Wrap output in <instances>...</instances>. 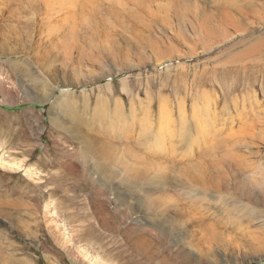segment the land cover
<instances>
[{
	"label": "rangeland",
	"instance_id": "obj_1",
	"mask_svg": "<svg viewBox=\"0 0 264 264\" xmlns=\"http://www.w3.org/2000/svg\"><path fill=\"white\" fill-rule=\"evenodd\" d=\"M257 39L264 0H0V256L264 264Z\"/></svg>",
	"mask_w": 264,
	"mask_h": 264
},
{
	"label": "bare ground",
	"instance_id": "obj_2",
	"mask_svg": "<svg viewBox=\"0 0 264 264\" xmlns=\"http://www.w3.org/2000/svg\"><path fill=\"white\" fill-rule=\"evenodd\" d=\"M102 5V4H101ZM223 15V14H222ZM225 16V15H224ZM231 18V17H230ZM65 40V39H64ZM258 41H253L252 42V44L250 45V53L251 54H255L256 52H258V51H261V50H263V48H264V39H257ZM255 56V55H254ZM66 57V56H65ZM257 57V56H256ZM262 59V58H261ZM253 60H255V59H253ZM253 63H254V61H253ZM264 69V68H263ZM11 89V88H10ZM197 119V118H196ZM77 130V129H76ZM74 131V130H73ZM75 132V131H74ZM73 132V133H74ZM248 132V131H247ZM79 133V132H78ZM83 134V133H82ZM79 135V134H78ZM84 135V134H83ZM81 136V135H80ZM84 136H86V135H84ZM207 137V136H206ZM89 138V137H88ZM94 139V138H93ZM216 139V138H215ZM219 140H221V139H219ZM86 141V140H85ZM103 141V143H99V142H97V140H94V143H89V144H85V146H84V148H83V151L84 152H87L88 154L89 153H91L93 156H95L93 159H94V161H93V167L95 168V169H97V170H99V172L101 173H105V171H106V167H107V164H109L108 162H110V161H112L113 159H115L114 158V155L115 154H113V150H115V148L113 149V145L111 146L110 144H107V143H104V140H102ZM107 142V141H106ZM220 142V141H219ZM218 142V143H219ZM115 145V144H114ZM118 146H120V145H118ZM213 146V145H212ZM116 147V146H115ZM122 148V147H121ZM125 148V147H124ZM127 148V147H126ZM118 149H119V147H118ZM130 149H127V151H129ZM116 151V150H115ZM114 151V152H115ZM132 152V151H131ZM121 153V152H120ZM85 154V153H84ZM124 154V153H123ZM127 154V153H126ZM130 154V153H129ZM134 154H135V152H134ZM137 154V153H136ZM140 155V154H139ZM90 156V155H89ZM120 156V155H119ZM131 156V155H130ZM142 156V155H141ZM140 156V157H141ZM85 157V156H84ZM121 157V156H120ZM134 157V156H133ZM143 157V156H142ZM148 159V158H147ZM116 160V159H115ZM124 161V160H123ZM143 162H144V159H143ZM142 162V163H143ZM158 162V161H157ZM121 163V162H120ZM119 163V164H120ZM123 164V163H122ZM151 164H153V163H151ZM110 165V164H109ZM146 165V164H145ZM150 165V164H149ZM160 165V164H159ZM159 165H158V167H159ZM113 166V165H112ZM150 166H152V165H150ZM157 166V165H156ZM92 167V168H93ZM110 167V166H109ZM121 168V167H120ZM123 169V168H122ZM126 169V168H125ZM141 169V168H140ZM145 169V168H144ZM147 169H148V166H147ZM153 169H155V167H153ZM158 169V168H157ZM161 169V168H160ZM135 170V169H134ZM142 170V169H141ZM151 170V169H150ZM67 171V170H66ZM145 171V170H144ZM157 171V170H156ZM108 172V171H107ZM140 172V171H139ZM146 172V171H145ZM101 173V174H102ZM109 174H111L110 173V171H109ZM117 174V173H116ZM149 174V173H148ZM103 175V174H102ZM101 175V176H102ZM131 175V174H130ZM109 176V175H108ZM145 176H146V174H145ZM103 177H105V176H103ZM146 178H147V176H146ZM208 178V177H207ZM121 179V178H120ZM159 179V178H158ZM112 180H114V179H112ZM127 181V180H126ZM129 181V180H128ZM103 182V181H102ZM113 182H115V181H113ZM135 183V182H134ZM241 187V186H240ZM155 189V188H154ZM162 191V190H161ZM149 192H151V191H149ZM158 194V193H157ZM156 194V195H157ZM169 195V194H168ZM167 195V196H168ZM154 196H155V193H154ZM166 196V195H165ZM169 198V197H168ZM17 200V199H16ZM4 204H6L7 205V207H11V208H18V206H17V204H15V201L13 202V201H0V206H3ZM21 204V203H20ZM1 208V207H0ZM159 210V209H158ZM179 216H181V215H179ZM37 223V222H36ZM21 224H24V223H21ZM211 226V225H210ZM25 227H27V229H28V226L27 225H25ZM39 227V226H38ZM212 227V226H211ZM204 228H205V226H204ZM209 229V228H208ZM213 229V228H212ZM214 230V229H213ZM212 230V231H213ZM209 231V230H208ZM81 232V231H80ZM29 233H30V231H29ZM213 233V232H212ZM72 234H74V233H72ZM219 235V234H218ZM219 237V236H218ZM208 238H210V237H208ZM217 239V238H216ZM218 240V239H217ZM220 240V239H219ZM218 240V241H219ZM258 240V239H257ZM255 245H257V244H255ZM235 246V245H234ZM237 246V245H236ZM240 246L243 248V250L245 249V250H247L248 252L251 250V249H253V247H252V245L250 246V245H245V244H240ZM259 247V246H258ZM257 248V247H256ZM255 249V248H254ZM260 250V249H259ZM248 256H250V254H248V255H246L245 257H248ZM15 257V255L14 254H12L11 256L10 255H7V254H5V256H0V264H21L22 263V261L21 260H19L18 258H14Z\"/></svg>",
	"mask_w": 264,
	"mask_h": 264
}]
</instances>
